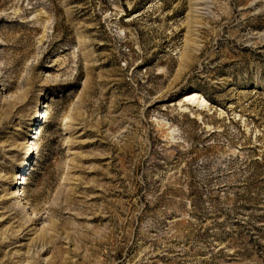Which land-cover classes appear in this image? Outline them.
<instances>
[{
	"label": "rangeland",
	"instance_id": "rangeland-1",
	"mask_svg": "<svg viewBox=\"0 0 264 264\" xmlns=\"http://www.w3.org/2000/svg\"><path fill=\"white\" fill-rule=\"evenodd\" d=\"M0 264H264V0H0Z\"/></svg>",
	"mask_w": 264,
	"mask_h": 264
},
{
	"label": "bare ground",
	"instance_id": "bare-ground-1",
	"mask_svg": "<svg viewBox=\"0 0 264 264\" xmlns=\"http://www.w3.org/2000/svg\"><path fill=\"white\" fill-rule=\"evenodd\" d=\"M183 102H185V103H187V104H192V105H194V106H197L198 108H203V107H205V99L201 96V95H199L197 92H191V93H189V94H186V95H184V97H183ZM36 116H38V114H37V112H35V117ZM32 145L34 144V143H31ZM31 149H36V145L34 146V147H31ZM36 152V151H35ZM20 178V177H19ZM25 181H20V182H17V183H19V184H23ZM23 189L21 190V188H19L18 190H17V192H16V194H15V196H20V195H22V194H24L23 193ZM23 196V195H22Z\"/></svg>",
	"mask_w": 264,
	"mask_h": 264
}]
</instances>
